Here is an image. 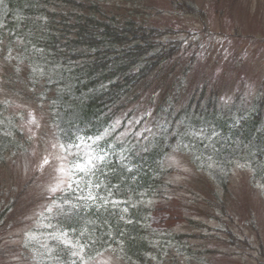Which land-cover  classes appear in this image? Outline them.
Wrapping results in <instances>:
<instances>
[{
	"label": "rangeland",
	"instance_id": "obj_1",
	"mask_svg": "<svg viewBox=\"0 0 264 264\" xmlns=\"http://www.w3.org/2000/svg\"><path fill=\"white\" fill-rule=\"evenodd\" d=\"M102 1L104 18L115 13L155 29L148 39L152 48L137 65L160 55L161 61L151 60L155 69L171 71L153 83L160 92L145 109L167 110L171 97L164 96L176 94V104L193 115L181 117L180 126L172 121L169 143L163 136L170 122L157 111L140 119L121 110L92 135L83 127L92 114L79 115V106L88 91L106 83L82 81L83 59L67 54L65 63H51L54 50L49 56L16 48L28 56L9 59L18 69L14 81L0 59V264H264V0ZM39 6L34 16L20 12L11 19L40 23V34L48 36L41 11L53 7ZM70 9L84 12L79 4H60L56 21ZM30 29L38 33V27ZM17 41L29 44L27 36ZM116 48L113 59H126L127 46ZM202 84L203 100L199 95L189 103L180 93ZM128 100L134 105L138 96ZM70 107L72 128L62 118ZM257 109L262 117L245 134ZM105 129L111 134L96 141ZM69 130L80 132L69 138ZM87 137L92 140H77ZM70 140L91 144L103 163L95 162L87 174L76 172L73 166L87 161L89 149L70 148ZM153 150L161 157L147 159ZM77 179L82 191L50 192L60 180L66 189Z\"/></svg>",
	"mask_w": 264,
	"mask_h": 264
},
{
	"label": "trees",
	"instance_id": "obj_2",
	"mask_svg": "<svg viewBox=\"0 0 264 264\" xmlns=\"http://www.w3.org/2000/svg\"><path fill=\"white\" fill-rule=\"evenodd\" d=\"M104 2L102 0H0V5H2L0 13L3 12V17L0 16V54L4 57L5 74L9 75L10 79L14 81L16 79L14 75L18 73V69L16 70L14 67L9 66L6 62L7 56L4 55L6 52L13 51L18 56V59L28 56L25 52L15 53L16 48L18 50L28 48L29 50L27 49V51L34 49L35 53L47 52L45 55L48 54L49 56L48 52L54 50V55L47 59L48 61H52L51 63L59 61L65 63L68 59H83L82 68L84 71L80 73L82 81L90 85L97 82L106 84L98 87L102 84L99 83L91 91H88V99L81 106L84 114L80 113L79 115L92 113L91 118L93 122H96L98 118L100 119L99 121L105 120V122H110L111 118L121 110L127 112V117L139 115L142 119L150 117L157 111L159 116L161 115L167 119V122H170L167 123V127H164L167 131L163 135L166 139L171 140L169 132L172 131L173 122H176L180 126L182 122L178 120L181 117L188 118L193 113L189 114L190 110L187 112L186 108L176 104L178 101L176 94L164 96V99L171 97L170 105L169 103L166 104L167 110L161 105L156 107L153 113L145 109L147 108L146 102L148 99H150L151 104L153 93L160 92L159 89L153 87V83L161 75L165 76L171 71L165 72L162 70L160 72V69H155L156 63L151 60L158 58L161 61L160 55L151 57L150 61L145 58L141 65H137L138 56L143 51L147 52L151 50V43L148 42V39L155 33V29L150 27V25H138L132 21L125 22L124 17H118L115 13L110 15L109 18H104L100 12V6ZM40 3H48L53 7L52 12L49 10L41 11V14L48 17V20H46L47 29L49 30L48 36L40 34L42 32L40 31V23H19L18 25L16 20L11 19L12 15L20 18V12H23L24 15L34 16L37 13L34 8L41 10ZM64 3L79 4V9L84 10L83 14L70 9L64 18L60 16L59 20L56 21L55 9L58 7L59 11V5ZM32 26L38 27V33H33L30 29ZM54 30H57V32L55 33ZM22 36H27L29 44L26 43V46L24 43H18L17 41ZM103 39L109 40V44L103 45L101 42ZM132 42H136V45L133 47L131 46ZM116 46H127L129 50L125 52L126 59L123 60L122 58V60L118 61L113 59L116 58V53L118 52ZM67 54H70L71 57L68 56V59L62 58L63 55ZM163 57L168 56L163 55ZM167 59L170 62V59ZM115 67H119L120 69H113ZM22 75H25V71H23ZM175 78L176 76L173 77V79ZM131 86L135 90H130ZM179 90L180 93L183 92L189 98V103H191L193 98L199 95V100H203V96L206 93V85H195L193 91L183 88H179ZM129 95L132 97L138 96V100L134 105L130 104L131 101L128 100ZM121 99L123 102H120ZM210 105L200 110L202 115L205 114V108H209ZM71 109L72 107L64 111L62 115L64 123L65 120L66 122H70L67 114L70 115L69 110ZM210 113L214 117L215 124L220 126V120L215 117V112L211 111ZM253 113L252 118L254 120L245 123L244 129L247 128L245 134L252 133L250 132V126H248L249 123L256 125L262 117L261 109H257ZM173 114L180 115V117L169 120ZM159 124L162 127L165 123ZM70 133L72 131L66 132L67 135H71ZM159 141L161 143L162 139ZM151 142L150 139L147 140L148 144ZM161 155L162 153L157 155V152L153 150L147 154V159H157Z\"/></svg>",
	"mask_w": 264,
	"mask_h": 264
},
{
	"label": "snow or ice",
	"instance_id": "obj_3",
	"mask_svg": "<svg viewBox=\"0 0 264 264\" xmlns=\"http://www.w3.org/2000/svg\"><path fill=\"white\" fill-rule=\"evenodd\" d=\"M119 122H117L118 124ZM111 133L109 130L105 129V131L103 133H100L98 136L95 137V140L96 141H100L102 139H104L105 137L109 136ZM92 140V137H87V138H77V140ZM69 146L70 148H75V149H82V148H88L89 149V156H88V159L86 162L84 163H76L73 167L75 169L76 172H84L85 174L89 173L92 171V169L95 167V162H100V163H103L104 161V156L99 154V153H95L94 154V150L92 149V146L91 144H87V143H81V142H73L72 140L69 141ZM100 152H103V149H100ZM72 155H78V153H70ZM45 163H47V160H45ZM61 171H64V169H61ZM69 172L71 174H75L71 169L69 170ZM76 184V187L74 188L73 187V184ZM79 179L75 180V181H70L68 184H67V188L66 189H63L61 188V185L64 184V181L63 180H60L59 183L50 189V192L52 194H54L56 191L60 190V191H67V192H72V193H77L78 191H82V189L79 188ZM98 187V185H97ZM76 199H84V197H81L79 195L76 196ZM87 199L89 200H94L95 197L91 195V193H89ZM53 203L55 204V201H53ZM64 203L68 204V203H71V201L67 198L64 199ZM56 207L58 208H61V213L62 214H65L64 213V210L63 208L60 206V205H56ZM77 205L76 204H72V208H76ZM52 209L51 208H48L47 211H51ZM62 236H66V233H62L61 234ZM54 238H57V237H54ZM66 247L68 246H71L68 244L67 241H64ZM83 250V246H81V251ZM72 256L74 257H77L79 256V253L76 252V251H73L72 252ZM73 264H75V262H73Z\"/></svg>",
	"mask_w": 264,
	"mask_h": 264
}]
</instances>
